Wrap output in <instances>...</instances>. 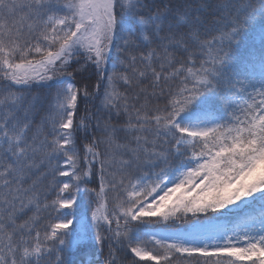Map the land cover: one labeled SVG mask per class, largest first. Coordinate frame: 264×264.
<instances>
[{
    "label": "snow or ice",
    "instance_id": "obj_1",
    "mask_svg": "<svg viewBox=\"0 0 264 264\" xmlns=\"http://www.w3.org/2000/svg\"><path fill=\"white\" fill-rule=\"evenodd\" d=\"M258 18L0 0V264H264V47L236 67Z\"/></svg>",
    "mask_w": 264,
    "mask_h": 264
},
{
    "label": "trees",
    "instance_id": "obj_2",
    "mask_svg": "<svg viewBox=\"0 0 264 264\" xmlns=\"http://www.w3.org/2000/svg\"><path fill=\"white\" fill-rule=\"evenodd\" d=\"M264 28V18H258L252 24L249 32L245 36L242 44L240 45L238 52H237V71H240L241 64L248 60L251 54L255 51L257 54L264 47V42L259 39L260 30ZM86 205L81 204L79 208L76 209V214L79 216L82 212L85 211ZM80 253H77V258L79 257Z\"/></svg>",
    "mask_w": 264,
    "mask_h": 264
}]
</instances>
